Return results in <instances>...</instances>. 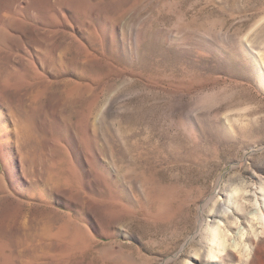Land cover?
<instances>
[{
	"label": "rangeland",
	"instance_id": "374dc122",
	"mask_svg": "<svg viewBox=\"0 0 264 264\" xmlns=\"http://www.w3.org/2000/svg\"><path fill=\"white\" fill-rule=\"evenodd\" d=\"M72 7L0 41V264H264V0Z\"/></svg>",
	"mask_w": 264,
	"mask_h": 264
},
{
	"label": "bare ground",
	"instance_id": "6f19581e",
	"mask_svg": "<svg viewBox=\"0 0 264 264\" xmlns=\"http://www.w3.org/2000/svg\"><path fill=\"white\" fill-rule=\"evenodd\" d=\"M87 1L88 0H0V41L5 42L7 44L6 48H8V36L14 37L17 43L14 46L13 54H16L18 57L17 61L19 62L18 63L19 68L24 69L26 71H31L33 74L35 72V74H38L37 76L40 77L44 75L43 72L40 70L39 67H37L35 63L30 62L27 58V56L31 57L32 52L30 48L27 46V43L25 41L26 33L30 31L29 33L32 34L37 39L39 38L41 39V41L45 39L44 44H46L47 46H50L51 48L55 47L56 44L55 38L59 30H57V26H56L57 24L54 21V16L56 15H60L63 17L65 16L63 12L64 10L62 9L63 5L72 4L74 6V8L73 7L72 8L78 10L79 8H83V7L86 8L85 6L87 4ZM30 2L34 5L33 7L29 6ZM72 21L75 20L72 19ZM68 36L71 37L72 35L68 34ZM6 51L8 55V50ZM27 63L28 66H26ZM16 75L19 76V71L18 74ZM7 89H8V64H7V70L3 72V74L0 76V126H1V122L4 119H7L6 117L7 113L3 110L5 108H2V104H7L5 95L3 93ZM15 124H16V128L22 131L23 123L21 121L19 122V119L16 120ZM52 144L53 145L55 144L54 140L52 141ZM0 149L1 150L4 149V146L2 144L0 146ZM258 212L259 214L256 217L258 218L257 220L259 225H261L260 233L264 234V211L260 209L258 210ZM7 227H8L7 218L6 217L1 218L0 229L2 231H5ZM215 232H214V242L218 246L222 245L223 247L222 249H225L226 245L224 244V238H223L224 234H219V232L218 233Z\"/></svg>",
	"mask_w": 264,
	"mask_h": 264
}]
</instances>
